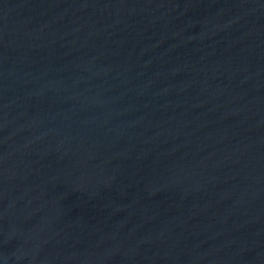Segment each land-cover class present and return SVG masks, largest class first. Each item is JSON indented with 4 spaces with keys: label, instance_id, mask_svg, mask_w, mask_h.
Returning a JSON list of instances; mask_svg holds the SVG:
<instances>
[{
    "label": "water",
    "instance_id": "obj_1",
    "mask_svg": "<svg viewBox=\"0 0 264 264\" xmlns=\"http://www.w3.org/2000/svg\"><path fill=\"white\" fill-rule=\"evenodd\" d=\"M0 264H264V0H0Z\"/></svg>",
    "mask_w": 264,
    "mask_h": 264
}]
</instances>
